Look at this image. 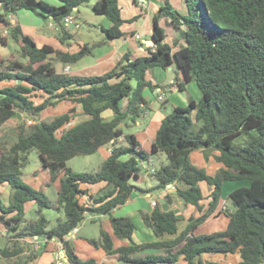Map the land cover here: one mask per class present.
I'll use <instances>...</instances> for the list:
<instances>
[{
	"label": "trees",
	"instance_id": "trees-1",
	"mask_svg": "<svg viewBox=\"0 0 264 264\" xmlns=\"http://www.w3.org/2000/svg\"><path fill=\"white\" fill-rule=\"evenodd\" d=\"M58 1L55 5L44 0H0V24L19 45L21 57L0 60V130L16 112L24 120H33L28 126H16L15 140L9 146L0 139V186L9 189L7 202L0 196V226L5 231L0 234L4 241L0 264H34L46 242L40 250H33L26 242L33 236L59 239L69 264H104L93 258L82 259L67 238L85 213L107 216L108 230L101 228L97 238L84 239L92 247L102 248L105 260L114 263L223 264L204 256L237 252L239 261L234 264H264V0H183L185 13L163 0L151 18L153 50L147 48L142 56L125 51L109 70L94 75L59 72L53 62L75 64L92 55L98 44H78L74 52L46 43L38 45L10 20V15L20 10H28L43 21L52 19L58 41L70 47L73 34L62 21L90 0ZM92 11L109 21L102 27L109 39L131 36V32L121 30V25L143 15L122 18L118 0H94ZM161 18L168 19V26L177 32L176 40L167 41ZM7 40L0 33V45L6 46ZM173 64L182 73V78L175 75L178 89L184 90L185 83L194 81L201 95L197 101L189 98L186 105L174 106L162 117L147 150L134 133L125 134L120 125L134 124L148 109L145 88L163 87L147 78L148 70ZM62 102L64 112L48 121L40 119L44 109ZM76 114L85 119L71 125ZM198 123L193 130L192 125ZM241 135L246 136V143L234 146V139ZM120 138L124 143L115 146ZM106 144H112L110 154L96 172L77 173L67 166L68 159L94 153ZM32 149L51 180L61 175L53 205L63 210L64 218L51 227L42 214L51 202L42 190L20 177ZM197 150L211 154L221 165L214 174L191 162L190 153ZM158 152L164 153L168 162L154 171L157 182L149 191L171 184L197 215H191L179 231V218L173 210H161L156 205L150 212L139 209V222L154 238L136 241L133 234L138 223L130 216H114L112 210L124 205L133 191H145L130 179L140 175L149 153ZM241 179L248 184L227 195L232 209L223 211L226 227L195 234L211 214H222L221 209L216 211L222 183ZM99 182L105 183L106 190L90 203L81 201L87 195L81 185ZM201 182L210 189L207 195L199 186ZM30 201L37 206L36 218L25 221V206ZM115 239L127 243L115 246Z\"/></svg>",
	"mask_w": 264,
	"mask_h": 264
},
{
	"label": "crops",
	"instance_id": "crops-1",
	"mask_svg": "<svg viewBox=\"0 0 264 264\" xmlns=\"http://www.w3.org/2000/svg\"><path fill=\"white\" fill-rule=\"evenodd\" d=\"M44 1L51 3V4H55V5L59 4L58 0H44ZM139 1H142L144 4L143 5L138 4ZM170 2L180 12H183V13L186 12L185 3L183 0H173ZM162 4H163V0H118V5L120 7V13H121L122 18L128 19V18H130V17H132L138 13H143V15H141L137 20H135L133 22H124L121 25V30L124 32H131L132 33L131 36H129L127 38H117V39H111V38L109 39V38H105V36H103V37H100L98 40L92 39V37H91L90 41H88V39H85L83 41V39H80V38H79V41H75L72 38L74 40V44H72L70 47L63 46L58 41L56 36H46L45 33H40V32H42L41 30H43L44 22H42V20H40L39 17L35 16L33 13H31L28 10H20L16 14L10 15V20L12 23H18L21 26L22 31L25 34L32 37L38 45L46 43V44H50L54 48L61 49L63 51L74 52V51L78 50V44H83V43H86L88 45L98 44V46L94 47V49L92 50V52H93L92 55L82 57L80 60H78L75 64H72V65L62 63V69H61V71L63 72L66 65H68L69 70L66 73L76 74V75H94V74H100V73H103V72L109 70L125 51H129L133 56H140V55H146L147 54V48H151V50H153L154 44H152V38H151V18L153 16V14L156 11H158L160 6H162ZM78 11H79V9H78ZM162 20H164L165 22H168V19L161 18L159 20L160 25H162ZM108 24H109V21H108ZM47 25H48L47 27H49L50 29H52L54 27L53 24H51V23H48ZM54 28L57 29V26H55ZM0 29H1V32L6 31V27H4L1 24H0ZM67 29H68V31H70L69 27ZM70 33H72L73 36L75 34V32H73V31H70ZM145 33H147V35H148L147 37L144 36ZM136 34L139 35V38L135 37ZM166 35H167V37H166L167 41H169V42L176 40L178 37L177 32L175 30H173L172 27L167 28ZM179 44H181V41H179V43L176 45V47L173 48V50L177 49L179 47ZM174 65L175 64H173L172 66H170L166 69L174 70V67H173ZM154 68H152L150 70L155 71ZM61 71H59V72H61ZM176 74L180 78H182L181 71H178V73H175V75ZM162 76L165 77L164 74H162ZM162 76H160L161 78H159V79H157L155 77L150 78L147 76V78L150 79L153 84L158 83L160 86H163V87H157L154 90H150L149 88H145L143 90V95L146 97L149 106H148V109H146L145 112L133 124V125L139 126V129L136 132H134V134H135L136 138L138 139V141L141 143V145L147 150H149L150 144L154 139L155 132H156L157 128L159 127V124H160L162 117L166 114V113H161L162 110L165 108V106L168 103L171 104L172 108L174 106H177L180 103H181L180 105H186L189 98H192V99L197 101L201 95L200 91H199V94L197 91H194L195 92L194 96L196 98L192 97L193 95H191V93L188 90L189 85H191V86L193 85L192 81L185 83V89L184 90H179L177 87V83L175 81V76L173 77V79H171V81L169 80L167 84L159 83L160 82L159 80L163 79ZM169 84H171V85L169 86ZM158 89H161L164 92V96L161 100L158 99V94H159ZM192 89L194 90L193 87H192ZM144 91H146V94H144ZM149 93L151 94V97L153 99L151 97L148 98ZM169 96H172L173 101L169 100ZM18 113L19 112H16L15 114H18ZM141 117H143V120L140 121L139 119ZM119 140H122V138H120ZM104 146H106V148H102V146H101L98 148V151H100V153L104 154V156H108L110 154V150H111L112 146L110 144H106ZM201 154H202V152L199 150L192 151L190 153L191 162L197 166L204 165L206 167V169L208 170V174H211V175L214 174L219 169V167L221 165L217 162H216V164H211V165L207 164V162L203 163L202 159H201L202 158ZM132 180H133V182H132L133 184L140 186L145 191L141 192V193L133 191L131 193L130 197L128 198V200L126 201V203L120 207L113 209L112 214L116 216V211L121 210V211H123V214L118 215V216H130L133 220H137L139 222L137 210L141 209L143 211L150 212L152 207H153L151 202L155 201L156 204L158 202L156 200L152 199L150 204H149L141 198V195L151 196L149 189L152 187V186H148V185L142 186L141 184H139L141 181L145 182L143 175H139L137 178H132ZM143 182H142V184H144ZM104 186H105L104 182H99L97 184H92V185L82 184L81 187L86 188L87 195H84V197L81 198V201H84L87 203L92 202L93 198L99 196L101 193H103L106 190V188L103 189ZM199 186H200L204 195H207L209 193L210 189L204 182H201L199 184ZM0 188L4 189V188H7V186L2 185V186H0ZM58 188H59V186H58ZM167 188H168V186L165 189H163L162 192L164 194L171 195L172 190L169 191ZM171 188H173V187H171ZM230 191H228V192H230ZM94 194H97V195H94ZM169 202L170 203L165 202L166 206H168L167 209L163 208L164 205H163V207H159V206L158 207L161 210H168V209L172 210V208H174L173 212L179 218V222H181V224H179V222H178V227H179V231H180L186 225L187 219L191 215L196 216L197 213L195 212V209L192 205L185 204V203L182 204L183 211L178 212L177 211L178 207H174L176 205L174 200L171 199V200H169ZM222 203H224V201ZM148 204H149V207H148ZM219 208H221V203L217 207L216 211ZM101 216H104L107 218V216H105V215H101ZM101 216H98L97 219H100ZM220 216H221V214H216V213L211 214L203 223H201L196 228L194 233L198 234V232H200L201 226L204 225L209 220L217 219L218 224H221V223H219V222H221ZM180 219H182V220L180 221ZM105 223H106V226L109 227L108 220ZM212 226H210V231H207L206 233L213 232L219 228V227H217V225H212ZM222 228H224V227H222ZM77 232H76V234H77ZM136 232L138 234L134 239L136 241L149 240V239L154 238L152 236L151 232L148 229H146L143 225H141L140 222L138 224V228L136 229ZM141 233H143L144 236L140 235ZM170 237H171L170 235L165 236V238H170ZM38 241H41V240L39 239ZM76 241H78L80 244H81V241L86 242L84 238L83 239L82 238L77 239ZM126 243H127V241H125V240H119V239L114 240L115 246L126 244ZM41 245H42V242H40V245L38 244V248H40ZM87 246L84 247L85 249H87L86 252L89 251L88 250L89 248H87ZM74 248H75L76 253L81 257V255L78 252L79 249L76 248V244H75ZM93 249L97 252L96 253L97 256L95 259L97 262L104 263V264H116L113 261L105 260V252L102 248H94L93 247ZM43 253L47 254L45 257V260H43V262H41V263L37 262L36 264H49L50 262H53V261L57 263L56 255H58V256L61 255L60 254V244H58V242H56V241L46 242L45 247H44L41 254H43ZM90 254H93V253H90ZM204 257H210L212 259H215L217 261L222 262L223 264H234V263H237L239 261V253H237V252L236 253H229L226 255L216 254V255L204 256ZM40 258L41 257H39V259ZM81 258L83 259V257H81ZM37 261H39V260H37ZM177 264H183V262L179 261Z\"/></svg>",
	"mask_w": 264,
	"mask_h": 264
},
{
	"label": "rangeland",
	"instance_id": "rangeland-1",
	"mask_svg": "<svg viewBox=\"0 0 264 264\" xmlns=\"http://www.w3.org/2000/svg\"><path fill=\"white\" fill-rule=\"evenodd\" d=\"M170 1H173V0H170ZM93 2H94V0H90L88 2L82 3L79 6V11L71 14L72 17L74 18V22L69 25V29H70V31L75 32V34L73 36V39L75 41H79V38L83 39V41L85 39H88V41H90L91 37H92V39L98 40L100 37L105 36L104 32L102 31V27H107L109 25L108 21L104 16L95 14L92 11ZM40 20H42V19H40ZM42 22H44V26H43V30H41L42 32H40V33H45L46 36H56V38H57V29L54 28L55 26H57L56 23L52 19H48L46 21L42 20ZM48 23L53 24L54 27L52 29H50L49 27H47ZM161 26L164 28L165 32H167V28L169 27L168 22H165L164 20H162ZM0 33L2 35L6 36L8 39L6 46L0 45V60H6L7 58L21 59L20 53H19V45L14 40H12L10 38V36L8 35V30L6 29V31L1 32V29H0ZM144 36L147 37L148 36L147 33H145ZM140 56H142V55H140ZM6 63L7 62L4 61V64H6ZM53 67L55 68L56 71H61L62 62L54 61ZM173 67H174V70L161 69L160 67H155L154 68L155 71L149 70L147 72V76L150 78L155 77V78L159 79V78H161L160 76H162V74H164L165 77L162 76L163 79H160L159 83L167 84L169 80L171 81V79H173V77L175 76V73H178L177 67L175 65ZM192 82H193L192 83L193 85L192 86L189 85L188 90L191 93V95H193L192 97L194 98L195 97L194 91H197L199 94V89L196 86L195 82L194 81H192ZM192 87L194 88V90L192 89ZM144 94H146V91H144ZM150 97H151V94L149 93L148 98H150ZM35 100H36V102H39L41 100V98L37 97V98H35ZM169 100L173 101L172 96H169ZM180 104H178V105H180ZM65 108L66 107H65V104L63 102L59 103L55 107H48L41 112L40 119L46 120V121L51 120L54 116L64 112ZM171 111H172V106L170 103H168L165 106V108L162 110L161 113H170ZM84 118L85 117L83 115L76 114V115H74V117L72 118V120L69 123L72 125L78 121L83 120ZM139 120L140 121L143 120V117H141ZM21 123H25V125L28 126L29 124L33 123V120H31V119L24 120L23 116L20 113H18V114L13 115L10 119H8L2 125L1 130H0V139L5 143L6 146H9L15 140V137H16L15 128H16V126H18ZM198 125H199V123L193 124L192 129L196 130ZM120 126L122 127L123 132L125 134L134 133L139 129L138 125H133V124L125 125L122 123ZM246 139L247 138L245 135H241V136L237 137L236 139H234L233 144L236 147L244 145L246 143ZM123 143H124L123 140H118L115 142V146H120ZM110 145H112V144H110ZM102 148H106V146H102ZM201 155H202L201 159H202L203 163L207 162V164H210V165L216 164V161L213 159L211 154L202 153ZM106 157L107 156H104V154L100 153V151L96 150L94 153H91V154L76 155V156L68 159L66 161V164L73 172L94 173L98 170L100 164L106 159ZM190 160H191V158H190ZM167 162H168V159L166 158V155L164 153H162V152L149 153V157L147 159L143 160V166L141 167V171H140V175L144 176L145 182L141 181L139 184H141L142 186H147V185L152 186V187L155 186L157 181H156V178L154 176V171L156 169H158L160 166L166 164ZM198 167H202L208 173V170L206 169V167L204 165H201ZM20 177L25 183H27L31 187H33L35 189L42 190L43 193L45 194L46 198L51 202L52 205L50 207L44 208L42 210V214L49 220V224H48L49 227L53 226L58 219L64 218L63 210L60 208H56L53 205L54 201L57 198V190H58V186L60 183L61 175H57L51 180L49 172L47 170H41L40 159H39L38 153L35 149H32L28 152V161H27L26 165L20 169ZM130 181L133 182L132 179H130ZM142 182L145 185L142 184ZM247 184H248V181L246 179L224 181L222 183V186H221V195H220V200L218 203V206L221 203V208H219L222 211V214L220 216L221 222H219L221 224H218L217 219L209 220L208 222H206L204 225L201 226L200 232H198V233H206L207 231H210V226H212V225H217V227H219L216 230L224 229L226 227V224H227V217L224 215L223 211L228 210V209H232L231 199L227 196L229 193L228 191L235 189L236 187L244 186ZM167 189L169 191L172 190L171 195L164 194L162 192L163 189H151L150 190L151 196L141 195V198L149 204H150L152 199L156 200L158 202L156 204V206L163 207V205H164L163 208H166V209L168 206H166L165 202L170 203L169 200L173 199L175 204H176L174 207H178L177 211L178 212L183 211L182 204L184 202L176 195L173 188L168 187ZM94 195H97V194H94ZM0 196H1V199L3 202L8 201V199H9L8 187L4 188V189L0 188ZM82 197H84V196H82ZM223 201H224V203H222ZM149 204H148V207H149ZM25 207L26 208H25V212H24V220L30 221V220H33L34 218H36L35 209L37 206L32 201H30L26 204ZM173 209L174 208H172V210ZM122 214H123V211H121V210L116 211V216L122 215ZM89 216H90V214H88V213L84 214L83 221L78 225V232L75 236L72 237L71 242H72L74 247L76 244V248L79 249L78 252L81 255V257H83V259H87V258L96 259V256H97L96 253L97 252L93 249V247H91L92 245H90L89 243L84 242V241H81V244H80L76 240L80 239V238L83 239L86 237L97 238L99 236V232H100L101 228H103L105 230L107 229L105 222L108 219L104 216H101L100 219H97L98 217H96L94 215H91L90 217ZM92 219H94V221H92ZM181 220L182 219H180V221ZM134 221L139 224V222L137 220H134ZM179 224H181V222H179ZM222 227H224V228H222ZM1 228L2 227L0 226V234L5 232L4 229L3 228L1 229ZM137 235L138 234L135 230V232L133 234V238L135 239V237ZM140 235H143V233H141ZM26 242L30 243L28 239ZM3 243H4L3 237H2V235H0V245ZM85 246H87V248H89L88 249L89 251L86 252L87 249L84 248ZM32 249L33 250H37V249L40 250V248H37L36 245ZM41 253L39 255V257H41V258L39 259V257H38L37 260H39V261L36 260L34 262L35 264L37 262L41 263V262H43V260H45V257L47 254L46 253L41 254ZM90 253H93V254H90ZM116 264H130V263H119L118 262Z\"/></svg>",
	"mask_w": 264,
	"mask_h": 264
},
{
	"label": "built area",
	"instance_id": "built-area-1",
	"mask_svg": "<svg viewBox=\"0 0 264 264\" xmlns=\"http://www.w3.org/2000/svg\"><path fill=\"white\" fill-rule=\"evenodd\" d=\"M138 4L143 5L144 3L142 1H139ZM73 22H74V18L72 17L71 14H69V15L64 17V19L62 21V24L67 29L69 27V25L72 24ZM135 37L139 38V35L136 34ZM68 70H69V66L66 65V67L64 68V71L68 72ZM158 92H159L158 99L161 100L163 98V96H164V92L161 89H158ZM167 186L168 187H173L171 184H169ZM151 203H152L153 206L156 204L155 201H152ZM77 231H78V227H74L69 232V234L67 235V238L71 239L76 234ZM27 239L29 240V242L32 244L33 247L36 245L37 248H38V244L40 245V242L43 243V242H48V241H56V242H58V244H60V240L57 239V238L47 239V238H40L38 236H33V237L26 238V241H27ZM39 239L41 241H38ZM60 254H61L60 256L56 255L57 264H69V262L67 260V257L65 255V251L62 248L61 244H60Z\"/></svg>",
	"mask_w": 264,
	"mask_h": 264
},
{
	"label": "water",
	"instance_id": "water-1",
	"mask_svg": "<svg viewBox=\"0 0 264 264\" xmlns=\"http://www.w3.org/2000/svg\"><path fill=\"white\" fill-rule=\"evenodd\" d=\"M152 44H154V40L152 39Z\"/></svg>",
	"mask_w": 264,
	"mask_h": 264
}]
</instances>
